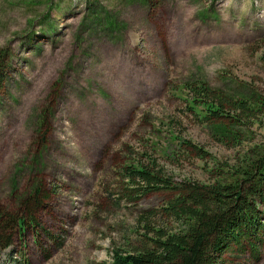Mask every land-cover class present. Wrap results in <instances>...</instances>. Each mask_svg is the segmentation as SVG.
Returning a JSON list of instances; mask_svg holds the SVG:
<instances>
[{
	"label": "rangeland",
	"instance_id": "374dc122",
	"mask_svg": "<svg viewBox=\"0 0 264 264\" xmlns=\"http://www.w3.org/2000/svg\"><path fill=\"white\" fill-rule=\"evenodd\" d=\"M185 84L264 111V0H0V213L40 183L55 191L0 264H110L141 245L147 213L169 225L172 194L113 195L127 160L174 184L229 180L264 117L202 120ZM222 264H264V242Z\"/></svg>",
	"mask_w": 264,
	"mask_h": 264
},
{
	"label": "trees",
	"instance_id": "16d2710c",
	"mask_svg": "<svg viewBox=\"0 0 264 264\" xmlns=\"http://www.w3.org/2000/svg\"><path fill=\"white\" fill-rule=\"evenodd\" d=\"M184 89L187 113L200 105L202 120L240 114L246 121L258 123V118L264 117V111L252 110L249 102L223 101L203 85L185 84ZM260 106L264 109L263 103ZM242 117L234 122H240ZM226 138L232 140L231 136ZM183 146L198 156L202 153L192 145ZM241 160L229 180L221 178L211 185L190 181L174 184L155 163L142 157L119 165L115 172L118 190L113 195H121L122 202L132 204L158 193L172 194L174 198L160 212L169 225H158L155 214L147 213L138 222L141 235L137 240L141 245L127 252L112 251L110 264H222L224 255L232 252H250L257 257L264 242V135ZM30 194L21 199L14 212L0 213V253L14 244L16 229L22 235L30 222L34 223V213L55 191L40 183ZM20 210L23 216L17 215Z\"/></svg>",
	"mask_w": 264,
	"mask_h": 264
},
{
	"label": "bare ground",
	"instance_id": "6f19581e",
	"mask_svg": "<svg viewBox=\"0 0 264 264\" xmlns=\"http://www.w3.org/2000/svg\"><path fill=\"white\" fill-rule=\"evenodd\" d=\"M1 257H2V255H1ZM1 257H0V258H1ZM0 261H2V260H0Z\"/></svg>",
	"mask_w": 264,
	"mask_h": 264
}]
</instances>
